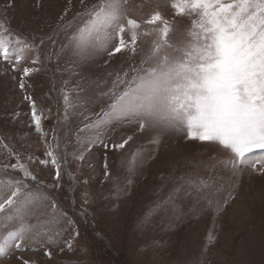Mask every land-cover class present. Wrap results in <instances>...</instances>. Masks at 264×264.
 Returning a JSON list of instances; mask_svg holds the SVG:
<instances>
[{"label": "snow or ice", "instance_id": "6c2138e0", "mask_svg": "<svg viewBox=\"0 0 264 264\" xmlns=\"http://www.w3.org/2000/svg\"><path fill=\"white\" fill-rule=\"evenodd\" d=\"M13 6L10 2L0 16V63L8 66L3 68V74H9V67L12 73H20L21 90L28 87L25 78L40 71V49L46 42L52 45L51 58L70 51L72 56L79 57L80 65L96 55H107L106 65L117 54L140 56L127 69L121 66V71L108 74L115 76L112 87L106 91L98 89L97 101L82 96L77 84L74 85L77 103L70 104L65 87L70 81L61 82V111L65 116L69 108L109 102L106 108H100L94 120L84 117L88 122L79 131L89 130L94 135L82 140L77 137L83 150L75 159L84 161L85 152L98 144L106 151L124 149L134 135L119 143L109 142L106 137L113 123L135 126L136 134L157 130L148 141L156 150L166 132L214 145L223 154V158L214 157L216 162L231 177H236L235 181L229 177L231 184L226 198L214 199L216 192L206 191L211 188L208 181L187 183L196 187L199 198L216 214L234 199L245 169H250L249 176H264V0H171L167 6L173 17L185 18L186 25L166 18L160 5L153 6L150 0H141L139 4L135 0H98L71 19H65L66 8L51 33L39 36L11 29L6 13ZM35 7L42 8V0H36ZM145 8L150 11L145 13ZM81 17L85 19L77 27L74 22ZM73 28L66 36L67 43H59V33ZM144 39L150 40L147 51L138 48ZM67 71L70 76L80 74L71 68ZM23 99L30 106L31 126L37 133H43L42 111L37 109L32 96L25 95ZM18 116L19 113L14 114L13 119ZM5 139L11 137L0 139V147L16 162L0 164V177H7L0 178V258H10L30 245L44 248L48 258H53L51 249L61 244L60 252L74 251V241L79 235L75 222L61 210L54 197L32 184L40 183L30 168L32 163L50 165L55 180L61 178L66 156L59 151L55 129L52 141L56 147H49L43 159L25 157L14 150V145L4 143ZM138 159H144L141 149L133 155V161ZM107 166L105 160L106 176ZM10 170L16 175H10ZM82 195L87 204V193ZM202 211L192 209L196 216ZM68 232L71 235L66 236ZM15 259L17 264H35L22 256Z\"/></svg>", "mask_w": 264, "mask_h": 264}, {"label": "rangeland", "instance_id": "374dc122", "mask_svg": "<svg viewBox=\"0 0 264 264\" xmlns=\"http://www.w3.org/2000/svg\"><path fill=\"white\" fill-rule=\"evenodd\" d=\"M10 2L14 6L7 8L6 15L11 29L39 36L51 33L66 8L65 19H71L98 0H83V3L81 0H42L43 7L39 9L35 7L36 0H0V16ZM140 2L135 0L137 4ZM150 2L153 6L159 4L166 18L176 19L180 25L188 23L185 18L173 17L167 6L171 0ZM148 11L144 9L145 13ZM83 19L77 18L74 24L80 26ZM74 30L61 31L58 42L67 43V34ZM149 46V39L138 44L145 51ZM40 53V71L25 78L26 91L18 86L20 73H12L9 67V74L5 75L3 68L8 66L0 63V139L10 136V140L3 142L14 145V150L24 153L25 157L43 159L49 147H56L52 141L55 129L59 151L66 156L61 178L55 180L50 165L32 163L30 168L40 182L32 184L55 198L61 210L75 222L79 235L74 241V251L60 252L61 244L51 249L53 258H48L44 248L30 245L10 258H0V264H17L16 256L33 260L35 264H264V176H249L250 169H245L234 199L223 206L220 214L199 198L196 187L187 183L188 180L208 181L211 188L206 191L216 192L214 199L226 198L236 177H231L216 162L223 158L218 147L166 132L156 150L148 141L157 130L136 134L135 126L113 123L106 137L109 142L119 143L126 136L134 135L124 149L106 151L98 144L85 152L84 161L74 158L83 150L77 137L82 140L94 135L89 130L79 131L88 122L84 117L94 120L100 108H106L109 102L69 108L65 116L61 111V82L70 81L65 86L70 104L77 103L74 92L77 84L82 96L97 101L98 89L106 91L112 87L115 76L108 74L121 71V66L127 69L137 63L139 55L117 54L107 65L104 63L107 55H96L80 65L79 57L72 56L70 51L51 58L52 45L47 42ZM68 68L80 74L70 76ZM25 95L32 96L37 109L43 113V133H37L31 126V110L23 99ZM16 113L19 116L14 120ZM137 149L143 150L144 159L133 161ZM15 162L0 147V164ZM10 175L16 173L10 170ZM222 185L223 190L217 191ZM83 193H87V204ZM193 207L203 210L202 214L196 216ZM142 220L146 222L141 223ZM33 247L37 250L33 251Z\"/></svg>", "mask_w": 264, "mask_h": 264}]
</instances>
